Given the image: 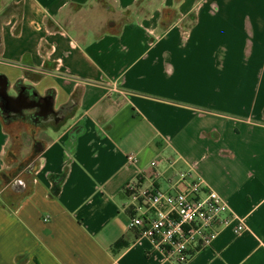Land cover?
Listing matches in <instances>:
<instances>
[{"label":"crops","instance_id":"crops-1","mask_svg":"<svg viewBox=\"0 0 264 264\" xmlns=\"http://www.w3.org/2000/svg\"><path fill=\"white\" fill-rule=\"evenodd\" d=\"M1 16L8 93L58 116L30 159L7 126L34 109L0 108V264H264V0H0ZM182 173L249 230L177 263L128 227L125 185Z\"/></svg>","mask_w":264,"mask_h":264},{"label":"built area","instance_id":"built-area-1","mask_svg":"<svg viewBox=\"0 0 264 264\" xmlns=\"http://www.w3.org/2000/svg\"><path fill=\"white\" fill-rule=\"evenodd\" d=\"M127 160L135 162L136 157L131 153ZM187 176L180 174L173 191L153 184L141 187L137 181L125 185L132 200L128 227L177 263H185L191 251L210 246L224 229L230 228L236 236L249 230L217 191L200 178L186 183Z\"/></svg>","mask_w":264,"mask_h":264},{"label":"rangeland","instance_id":"rangeland-1","mask_svg":"<svg viewBox=\"0 0 264 264\" xmlns=\"http://www.w3.org/2000/svg\"><path fill=\"white\" fill-rule=\"evenodd\" d=\"M8 10L11 12L12 10L15 11L16 8H8ZM3 19V17H0V21ZM9 93L13 92V89L11 86H9L8 89ZM17 119H20L19 117H16ZM24 120H17L16 122H10L7 126L9 128V132L11 135L18 136L20 134H24L26 136V142L21 141L22 137H19V141L17 142V145L15 147V156L18 154L24 153L25 155L29 156L30 159H33L35 157V154L39 151L41 148L42 142H38V139H43L39 133L43 130V128L48 124V122L40 121L36 119H30L28 116L24 117ZM50 122V121H49ZM20 144V145H19ZM20 146L19 150L17 151V146ZM21 148H23V151H21Z\"/></svg>","mask_w":264,"mask_h":264},{"label":"flooded vegetation","instance_id":"flooded-vegetation-1","mask_svg":"<svg viewBox=\"0 0 264 264\" xmlns=\"http://www.w3.org/2000/svg\"><path fill=\"white\" fill-rule=\"evenodd\" d=\"M19 93H23L26 96V101H20V100H11L10 102H0V108L3 111V116L6 120H11L14 117L22 116L23 115V107H21V112L17 113L15 111L17 104H23L26 106H31L34 111L30 114L23 115L24 117L28 116L31 119L41 120V119H50L51 117L56 118L58 116V112L48 111L45 115L42 114V112L46 108V100L44 99H37L32 96V94L28 93L27 91H19ZM18 94V93H17ZM15 94L14 97L17 95ZM49 99V98H48Z\"/></svg>","mask_w":264,"mask_h":264},{"label":"water","instance_id":"water-1","mask_svg":"<svg viewBox=\"0 0 264 264\" xmlns=\"http://www.w3.org/2000/svg\"><path fill=\"white\" fill-rule=\"evenodd\" d=\"M8 86H9V82L7 81V79L3 76V75H0V102H3V103H8L10 102L11 100H20V101H26V96L23 94V93H19L17 94L15 97L10 95L8 93ZM44 100H46V108L45 110L42 112L43 115H45L48 111H50L51 109V100L48 99V98H44ZM21 107H27L26 105H23V104H17L16 105V108H15V111L17 113L21 112Z\"/></svg>","mask_w":264,"mask_h":264},{"label":"trees","instance_id":"trees-1","mask_svg":"<svg viewBox=\"0 0 264 264\" xmlns=\"http://www.w3.org/2000/svg\"><path fill=\"white\" fill-rule=\"evenodd\" d=\"M20 85V83H18ZM52 95V90L48 92V96ZM58 191V185H55L54 192ZM126 246V243L123 239L119 238L117 241L114 242L113 244V249L117 252L120 249L124 248Z\"/></svg>","mask_w":264,"mask_h":264}]
</instances>
